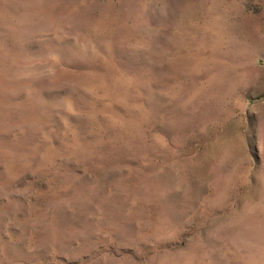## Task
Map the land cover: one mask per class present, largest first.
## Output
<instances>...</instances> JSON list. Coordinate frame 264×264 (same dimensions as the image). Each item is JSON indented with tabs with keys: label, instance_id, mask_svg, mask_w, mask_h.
<instances>
[{
	"label": "rangeland",
	"instance_id": "rangeland-1",
	"mask_svg": "<svg viewBox=\"0 0 264 264\" xmlns=\"http://www.w3.org/2000/svg\"><path fill=\"white\" fill-rule=\"evenodd\" d=\"M0 264H264V0H0Z\"/></svg>",
	"mask_w": 264,
	"mask_h": 264
}]
</instances>
